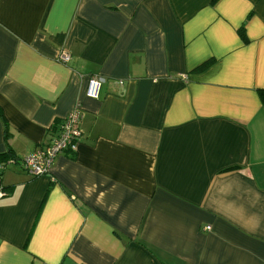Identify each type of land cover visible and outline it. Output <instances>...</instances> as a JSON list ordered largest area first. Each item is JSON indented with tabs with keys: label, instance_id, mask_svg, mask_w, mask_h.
Wrapping results in <instances>:
<instances>
[{
	"label": "crops",
	"instance_id": "crops-1",
	"mask_svg": "<svg viewBox=\"0 0 264 264\" xmlns=\"http://www.w3.org/2000/svg\"><path fill=\"white\" fill-rule=\"evenodd\" d=\"M0 193V264H264V0H0Z\"/></svg>",
	"mask_w": 264,
	"mask_h": 264
},
{
	"label": "built area",
	"instance_id": "built-area-1",
	"mask_svg": "<svg viewBox=\"0 0 264 264\" xmlns=\"http://www.w3.org/2000/svg\"><path fill=\"white\" fill-rule=\"evenodd\" d=\"M68 60V54L60 55V61ZM103 81L104 78L101 76H90L85 88L86 97L97 99ZM79 118V108H75L59 123V133L46 146L37 148L21 159L24 169L33 176L45 174L51 169L54 159L60 153L65 150L75 151L81 135L77 126Z\"/></svg>",
	"mask_w": 264,
	"mask_h": 264
},
{
	"label": "trees",
	"instance_id": "trees-1",
	"mask_svg": "<svg viewBox=\"0 0 264 264\" xmlns=\"http://www.w3.org/2000/svg\"><path fill=\"white\" fill-rule=\"evenodd\" d=\"M205 64H207V63L202 64V65L200 66V68H203V67L205 66Z\"/></svg>",
	"mask_w": 264,
	"mask_h": 264
}]
</instances>
